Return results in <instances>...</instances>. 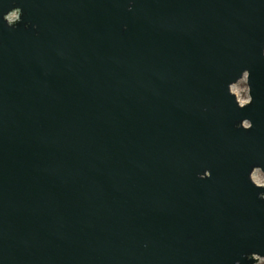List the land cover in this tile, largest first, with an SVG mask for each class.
<instances>
[{
	"label": "water",
	"instance_id": "1",
	"mask_svg": "<svg viewBox=\"0 0 264 264\" xmlns=\"http://www.w3.org/2000/svg\"><path fill=\"white\" fill-rule=\"evenodd\" d=\"M256 171L264 0H0V264H255Z\"/></svg>",
	"mask_w": 264,
	"mask_h": 264
},
{
	"label": "rangeland",
	"instance_id": "2",
	"mask_svg": "<svg viewBox=\"0 0 264 264\" xmlns=\"http://www.w3.org/2000/svg\"><path fill=\"white\" fill-rule=\"evenodd\" d=\"M247 91H248V88H247V81L245 77L239 80L236 84H234L233 87H231V93L235 94L238 102L243 105H245L246 102L249 100V94L247 93ZM244 126H247V123ZM253 177L255 180L259 182L260 181L263 182L264 180V175L262 174L261 171H256L253 174ZM255 264H264V260L259 258L257 263Z\"/></svg>",
	"mask_w": 264,
	"mask_h": 264
},
{
	"label": "clouds",
	"instance_id": "3",
	"mask_svg": "<svg viewBox=\"0 0 264 264\" xmlns=\"http://www.w3.org/2000/svg\"><path fill=\"white\" fill-rule=\"evenodd\" d=\"M20 15V8L14 7L9 13L3 16L5 21V26L8 28H13V21H16ZM14 30V29H13Z\"/></svg>",
	"mask_w": 264,
	"mask_h": 264
},
{
	"label": "built area",
	"instance_id": "4",
	"mask_svg": "<svg viewBox=\"0 0 264 264\" xmlns=\"http://www.w3.org/2000/svg\"><path fill=\"white\" fill-rule=\"evenodd\" d=\"M252 178H253V182L256 183L258 186L264 185V180H263V182L262 181L259 182V181H257V180L254 179L253 175H252Z\"/></svg>",
	"mask_w": 264,
	"mask_h": 264
}]
</instances>
